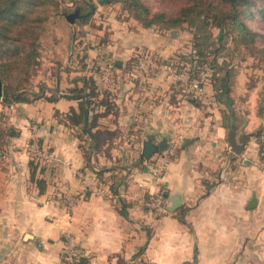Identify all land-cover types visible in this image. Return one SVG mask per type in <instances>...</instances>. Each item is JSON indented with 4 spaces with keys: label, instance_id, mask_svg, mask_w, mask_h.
I'll list each match as a JSON object with an SVG mask.
<instances>
[{
    "label": "crops",
    "instance_id": "1",
    "mask_svg": "<svg viewBox=\"0 0 264 264\" xmlns=\"http://www.w3.org/2000/svg\"><path fill=\"white\" fill-rule=\"evenodd\" d=\"M113 5L81 25L85 42L76 55L83 61L49 60L38 71L42 97L10 106L0 99L2 125H9L2 138L7 156L0 157V264H63L68 251L89 264H264V144L256 136L264 129V72L251 82L258 64H233L231 107L217 98L211 77L197 93V67L185 74L186 64L170 62L190 50V37L147 28ZM140 49L164 67L153 75L137 69ZM107 66L111 89L100 85ZM84 79L96 81L97 103L104 92L112 103L90 129L94 111L104 113L105 106L92 105L88 124L67 117L80 112L71 90ZM231 130L247 138L241 154L229 144ZM179 134L183 146L163 176L131 164L145 141ZM32 140L63 161L35 163L34 178ZM149 189L164 196L162 212L148 211ZM254 195L257 204L249 208ZM177 197L180 206L170 210Z\"/></svg>",
    "mask_w": 264,
    "mask_h": 264
},
{
    "label": "trees",
    "instance_id": "2",
    "mask_svg": "<svg viewBox=\"0 0 264 264\" xmlns=\"http://www.w3.org/2000/svg\"><path fill=\"white\" fill-rule=\"evenodd\" d=\"M92 0L86 12L80 11L78 24L87 23L93 14L96 6ZM163 3H172L170 10L153 11L147 0H109V3H121L123 9L129 12V15L145 27L157 26L160 29L179 28L188 24L194 29L193 47L194 53L189 60L196 64V71L207 64L212 69L211 80L217 91V98L230 102L229 93L233 85V79L237 74L233 64H229L227 57L238 51L242 56L244 54L259 55L264 58V33L253 29L248 21L257 20L264 24V0H160ZM59 0H0V80L3 82V96L0 98L2 103L10 106L16 102H29L27 98L28 91L22 87L13 89L6 81V76L13 71L14 64H26L27 66H38L40 56L41 40L45 36L49 26L50 13L45 11L52 9L59 11ZM80 10L78 7L76 10ZM75 10V11H76ZM72 11V12H75ZM62 14L65 20L68 15ZM60 14H57L60 16ZM210 27H217L219 33L217 39H214ZM42 31V32H41ZM233 43V48L228 49L226 53H221L225 49L227 40ZM218 45V46H216ZM80 54V53H79ZM79 54L77 57H79ZM212 57L209 61L202 60L203 57ZM222 56L224 60L218 64V57ZM79 63L82 58H78ZM82 88L75 87L71 91L80 99L79 110L72 109L67 115L71 123L79 125L87 123L92 105L100 104L105 106L104 113L95 112L89 122V129L96 125L99 117L112 109L109 93L104 92V99L99 103L97 97L101 93L94 80H83ZM32 97L40 98L43 91H30ZM231 113L234 110L231 108ZM2 113H0V116ZM234 126V125H233ZM232 126V127H233ZM235 127V126H234ZM231 128V127H229ZM88 129V128H87ZM264 132L259 130L256 133L261 140ZM96 135H94L95 137ZM263 146V142L261 141ZM141 161L145 160L143 155ZM33 178L36 176V164L31 160ZM42 191L44 189V180H36ZM78 264H89L87 257H79ZM148 264V263H147Z\"/></svg>",
    "mask_w": 264,
    "mask_h": 264
},
{
    "label": "rangeland",
    "instance_id": "3",
    "mask_svg": "<svg viewBox=\"0 0 264 264\" xmlns=\"http://www.w3.org/2000/svg\"><path fill=\"white\" fill-rule=\"evenodd\" d=\"M149 4L151 5L153 11H158V10H170L172 8V3H163L160 0H147ZM92 0H59V5L58 9L59 11H54L51 8L46 10V13H50V21H49V26L47 27L46 31L42 33L41 36L45 33V36L41 40V46H40V56L38 58V66H27L26 64H14L15 66L13 67V71H11L10 74L6 76V81L9 83V85L13 89H18V87H22L23 89H26L28 91V94L26 95L27 98L31 99L32 94L30 91H36L40 90V86H42V82L40 79V76L37 74L39 73L38 71L41 70L43 71L44 64H49V60H53V64H64L67 66V64H74V61H77V52L83 51V42H85L84 39H81L80 37H84V30L83 26L78 24V18H75L74 23H70L69 21L65 20V18L62 16L60 13H69L72 11H75L78 7L80 8L79 11L81 12H86L89 8V4H91ZM96 9L93 10V14L96 12H101L104 14L105 12L102 11L104 9V6H109L111 4H114L112 8V11H117L118 8H122V10L126 13L129 14L128 11L123 9V6L121 3H109V0L105 4H100L98 0L93 1ZM121 6V7H120ZM73 13V12H72ZM57 14H60L57 15ZM93 16V15H92ZM91 16V17H92ZM90 17V18H91ZM98 17H94L92 24H97L99 22ZM94 20H97L94 21ZM249 25L262 33H264V24L260 23L257 20H250L248 21ZM89 28V27H88ZM211 32L213 34L214 39H217L219 29L217 27H210ZM159 31H164L163 29H160L158 27ZM173 31V33H181L184 35H188L190 37L188 39L189 41V51H185L184 53H179L177 54V57H173L170 62L173 64H189L192 63L189 60L191 59V54L194 53V47H193V37H194V29L189 27L188 24H185L182 27L179 28H169L165 29L166 32ZM42 32V31H41ZM92 41H88L89 43ZM99 41V40H98ZM218 46V45H216ZM225 49H222L223 51L221 53H226L228 49L226 48H233V43L230 41V39L227 40V43L224 45ZM77 57V58H76ZM210 59H207V57H203L202 60L209 61L212 60L211 56L209 57ZM229 61V64H258V72L259 73H254L250 77V81H256L257 77H260L262 73L264 72V58L259 55H251V54H244L243 56L238 52L234 51L233 55L230 57H227ZM224 58L222 56L218 57V64H221ZM195 64V63H194ZM208 64V63H207ZM38 75V76H37ZM7 115L2 114L0 116V126L2 124H6L7 122ZM5 126V129L3 130ZM9 125H2L0 128V131H2V136L0 137V157L1 158H6L7 156V149L5 148V143L3 141V137L6 135V130ZM4 131V132H3ZM142 147V146H141ZM142 149H137V154L134 157V163L132 161L131 164H135V162L138 161V164L143 165V166H153L156 163V155L152 156L151 158L147 159V161H141L140 158V153ZM145 159V158H144ZM151 191V192H150ZM152 192H155L157 194H161L160 191L157 190H151L149 189L146 192V196L149 197ZM148 199V198H147Z\"/></svg>",
    "mask_w": 264,
    "mask_h": 264
},
{
    "label": "built area",
    "instance_id": "4",
    "mask_svg": "<svg viewBox=\"0 0 264 264\" xmlns=\"http://www.w3.org/2000/svg\"><path fill=\"white\" fill-rule=\"evenodd\" d=\"M134 64L136 65L137 69L144 71L147 75H153L160 68L164 67V63L160 60V57L146 49H140L135 52ZM194 67H196V64H186L184 66L185 74H188V72H190ZM111 68L112 66H107L104 69L103 74L100 78V85L106 89H111L114 85V76L112 74ZM211 74L212 69L209 65L204 64L200 67V71L198 72V78L194 84L195 91L197 93H202L203 85L209 81ZM183 141L184 140L182 135H173L169 140L168 147L162 151L155 153L156 163L153 165V172L155 178L163 176L168 165L173 161L178 151L182 148ZM261 141L264 144V132L261 136ZM262 151L264 152V146ZM28 153L30 159L33 160L36 164H38L40 167L55 166L63 162L60 156H57L49 149L42 146L37 140H32L29 143ZM261 163H263L264 165V162ZM105 191L106 190L104 187L97 186L96 188V192H99L101 194H105ZM164 200L165 199L162 194L152 192L147 199L148 211L151 213L162 212L165 207ZM78 261L79 255L75 251H68L64 256L63 264H78Z\"/></svg>",
    "mask_w": 264,
    "mask_h": 264
},
{
    "label": "water",
    "instance_id": "5",
    "mask_svg": "<svg viewBox=\"0 0 264 264\" xmlns=\"http://www.w3.org/2000/svg\"><path fill=\"white\" fill-rule=\"evenodd\" d=\"M100 4H105L108 2V0H98ZM80 16V11L79 9L76 10L75 12L71 13L68 15V20L70 23L75 22V18ZM3 96V82L0 80V98ZM237 132L235 130H231L229 132V144L232 148V150L236 154H241L244 150L247 138L244 135V131H242V135L237 138ZM169 145V138L164 137L160 142L155 143L152 140H147L143 144V150H142V155L145 159L151 158L155 153L164 150L167 148ZM181 204V201L179 197L175 199L173 202L172 208L170 210H174L175 208L179 207ZM257 204V197L254 195L250 202H249V208H253Z\"/></svg>",
    "mask_w": 264,
    "mask_h": 264
}]
</instances>
